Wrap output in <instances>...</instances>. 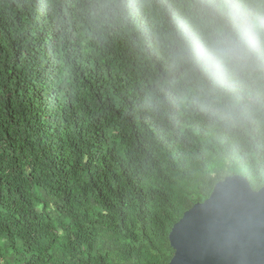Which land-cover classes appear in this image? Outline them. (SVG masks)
Returning a JSON list of instances; mask_svg holds the SVG:
<instances>
[{"label": "trees", "instance_id": "16d2710c", "mask_svg": "<svg viewBox=\"0 0 264 264\" xmlns=\"http://www.w3.org/2000/svg\"><path fill=\"white\" fill-rule=\"evenodd\" d=\"M264 0H0V264H169L230 174L264 186ZM247 29L232 67L220 27Z\"/></svg>", "mask_w": 264, "mask_h": 264}, {"label": "water", "instance_id": "95a60500", "mask_svg": "<svg viewBox=\"0 0 264 264\" xmlns=\"http://www.w3.org/2000/svg\"><path fill=\"white\" fill-rule=\"evenodd\" d=\"M169 264H264V186L230 174L186 210L169 234Z\"/></svg>", "mask_w": 264, "mask_h": 264}, {"label": "clouds", "instance_id": "9594fccd", "mask_svg": "<svg viewBox=\"0 0 264 264\" xmlns=\"http://www.w3.org/2000/svg\"><path fill=\"white\" fill-rule=\"evenodd\" d=\"M257 38L264 45V18H258L253 25ZM247 29L240 27L226 29L220 27L214 32L210 48L216 63L221 67H232L233 62L241 57L247 43Z\"/></svg>", "mask_w": 264, "mask_h": 264}]
</instances>
